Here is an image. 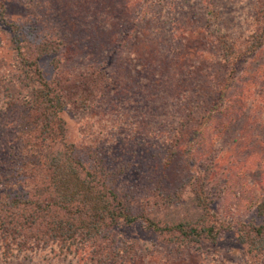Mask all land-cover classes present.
Instances as JSON below:
<instances>
[{
	"label": "rangeland",
	"instance_id": "374dc122",
	"mask_svg": "<svg viewBox=\"0 0 264 264\" xmlns=\"http://www.w3.org/2000/svg\"><path fill=\"white\" fill-rule=\"evenodd\" d=\"M4 1L9 20L46 18L75 47L89 42L82 50L91 57L79 61H103L104 90L94 106L61 113L68 142L110 147L112 161L137 159L140 150L145 161L165 157L175 182L192 175L205 183L209 176L211 207L229 228L214 243H188L122 224L119 235L138 240L140 249L127 264H264V256L256 262L237 239L239 222L259 221L264 194V43L256 54L225 64L217 39H234L240 54L249 49L264 33V22L253 18L261 1ZM210 4L215 18L207 14ZM49 60L41 62L47 76ZM9 112L0 93V143L10 136ZM188 206L171 219L186 218Z\"/></svg>",
	"mask_w": 264,
	"mask_h": 264
},
{
	"label": "trees",
	"instance_id": "16d2710c",
	"mask_svg": "<svg viewBox=\"0 0 264 264\" xmlns=\"http://www.w3.org/2000/svg\"><path fill=\"white\" fill-rule=\"evenodd\" d=\"M259 1L253 18L263 23ZM211 6L207 14L215 18ZM6 11L0 0V93L11 113L10 136L0 143V264H27L35 257L39 264H127L140 249L138 240L119 235L122 224H140L170 242L214 243L229 224L211 207L209 176L205 183L192 175L175 182L166 173L165 157L145 161L140 150L137 159L112 161L110 147L66 140L61 113L94 106L104 90L103 61H79V55L91 57L83 51L89 42L82 43L83 50L75 47L58 31L55 35L46 18L14 21ZM49 20L56 24L59 17L51 14ZM226 36L216 37L225 64L256 54L264 43L260 33L240 54ZM47 56L48 76L41 63ZM186 205L191 212L186 218L171 219ZM256 210L259 221L239 222L237 239L262 263L264 194Z\"/></svg>",
	"mask_w": 264,
	"mask_h": 264
}]
</instances>
